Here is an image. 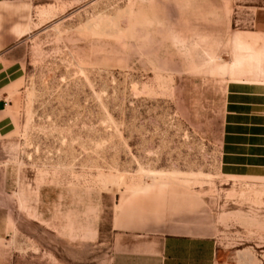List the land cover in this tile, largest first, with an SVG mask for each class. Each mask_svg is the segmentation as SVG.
<instances>
[{"label": "rangeland", "instance_id": "obj_1", "mask_svg": "<svg viewBox=\"0 0 264 264\" xmlns=\"http://www.w3.org/2000/svg\"><path fill=\"white\" fill-rule=\"evenodd\" d=\"M0 2V68L19 76L6 103L0 89V219L16 264H64L81 219L108 221L118 193L158 181L210 203L216 264H264V178L219 167L227 33L206 53L205 32L175 30L180 3L196 16L228 4L233 40L264 0Z\"/></svg>", "mask_w": 264, "mask_h": 264}, {"label": "crops", "instance_id": "obj_2", "mask_svg": "<svg viewBox=\"0 0 264 264\" xmlns=\"http://www.w3.org/2000/svg\"><path fill=\"white\" fill-rule=\"evenodd\" d=\"M191 4L178 5L176 31L205 32L200 46L206 53L216 46L209 36L227 33L222 40L226 83L218 141L220 172L262 179L264 9L255 14L251 28L236 31L231 40L228 4L216 15L215 6L204 3L197 16ZM8 70L6 65L0 68L2 99L9 94L7 85L19 78L13 75L16 69ZM9 226V219H0V264H16L14 258L20 256L8 245ZM76 226L62 247L64 264H216L221 253L219 223L210 203L198 189L175 181L118 193L108 221L81 219Z\"/></svg>", "mask_w": 264, "mask_h": 264}, {"label": "bare ground", "instance_id": "obj_3", "mask_svg": "<svg viewBox=\"0 0 264 264\" xmlns=\"http://www.w3.org/2000/svg\"><path fill=\"white\" fill-rule=\"evenodd\" d=\"M219 60H220V58L218 57V58L214 59L213 61L215 62V64H218Z\"/></svg>", "mask_w": 264, "mask_h": 264}, {"label": "built area", "instance_id": "obj_4", "mask_svg": "<svg viewBox=\"0 0 264 264\" xmlns=\"http://www.w3.org/2000/svg\"><path fill=\"white\" fill-rule=\"evenodd\" d=\"M4 103H6V99H4Z\"/></svg>", "mask_w": 264, "mask_h": 264}]
</instances>
